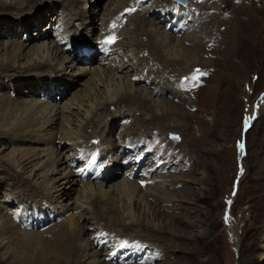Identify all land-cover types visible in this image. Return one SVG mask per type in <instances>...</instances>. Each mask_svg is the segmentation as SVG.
I'll use <instances>...</instances> for the list:
<instances>
[{"label":"rangeland","instance_id":"rangeland-1","mask_svg":"<svg viewBox=\"0 0 264 264\" xmlns=\"http://www.w3.org/2000/svg\"><path fill=\"white\" fill-rule=\"evenodd\" d=\"M137 1L91 0L92 3L88 5L80 3L78 7H71L67 12L71 13V18L73 17V30L75 29L76 32L74 35L70 32V36L68 33H64V30L69 31V29L59 22V17L56 19V32L52 35L49 26L54 24L56 15L60 16L58 15L61 13L59 8L64 9V7L54 4L53 13L48 15L49 10H46L48 21L45 20L39 27L33 25L29 32H24L22 28H19L17 34L0 36V42L6 45L8 42L23 41L29 45L30 49L37 44L43 46V42L46 40L57 45L58 42L54 41V36L57 41L63 37L67 41L71 39H74L75 42L84 41L85 45L78 44L76 47L84 46L94 52L91 56H79L75 51L72 55L70 52L76 63L75 65L70 64L72 69L69 68L66 75L61 76L59 72L50 69L49 73L46 71L42 76H39L41 73H38V75L28 77V80L32 84L35 83V88L39 91H47L49 99L41 98V93L40 95L39 93L34 96L29 95L30 90L24 88H22L21 94L17 93V99L20 101L27 99L28 101L36 100L44 105L55 104L57 108H60L59 112L64 114L59 122L61 124L55 127L56 134H52L50 145L47 140L40 145L11 144L5 141L6 145H0V160L3 162L0 164V203H2L0 230L3 228L5 217L13 222L7 214V207L11 210L19 208L22 215H16V219H22L28 214L27 219H31L34 217V212L41 213L39 226L40 229L43 228V230L36 229L37 232L33 228L27 231V228L13 230L15 238L13 236L8 244L5 241L3 243L5 248L0 250L3 264H10L14 260V258H9V255L17 248L16 235L42 236L43 239L40 238L38 241L43 244V241L46 238L51 239V233H54L69 218L74 219V230H77L86 240L82 246L94 243L96 250L101 252L100 257L96 256V258L89 256L88 252V254H83L85 258L82 257L81 264H92L96 261L101 264H264V0H211L209 4L205 1L207 5L204 6L215 9L203 12L197 11L198 0L187 1L186 6L192 13L190 20L196 22L199 15H203V19L200 17L198 23L203 22L202 24L206 27H210L214 35L216 34L214 31L219 30L220 33L216 35L217 39L215 36L213 39H209L212 32L204 29L199 33L202 40L200 50L198 49V53H193V58L188 57L186 48L191 46L190 42L186 41L180 48L177 47V44L171 45V49L168 47L171 50L170 54L168 50L163 51L157 62L149 64L153 65L152 70L161 72L164 71V66H167L164 75L173 71L166 77L175 87L177 86L178 91L182 92L179 94L181 99L186 102L182 106L179 105L182 103L179 98H173L171 95L151 94L154 87H157L158 91H163V84L159 85L160 88L156 85L152 87L146 80L139 83V76L134 78L141 73L134 67H130L132 61L128 62V59L131 55L127 54V50L131 49L130 45H133L137 38L138 40L141 38L140 41L144 44L150 42V38L147 36L138 37L141 31H146L145 28L138 31L137 34H133L136 33L134 31L135 23L140 16L145 17L148 10L152 8L151 10L156 11L157 7L153 6L156 0L155 2L140 0L144 3H140L142 7L137 8ZM120 8H122L121 11H119ZM216 8H221L227 13H222L218 18L216 14H219L220 10H216ZM130 10H136L130 13L132 15H127L130 17V23L127 20L123 27L127 28L124 31L123 28L121 29L111 52H106L108 54L105 53L104 56L101 53L102 48L97 47V43L93 46V40L102 37V33L99 32L104 30L101 29L104 27L103 23H109L113 14L121 18L119 19L120 24L114 30L115 34L119 30L118 28L122 27L123 19L127 17L126 13ZM117 11L119 12L117 13ZM184 12L186 11L184 10ZM150 14L147 15V19L151 17ZM245 15H250L253 18L256 16L255 19L258 18V22L251 24L250 22L255 20L252 17V20L239 22L246 18ZM91 17L94 19L93 22L83 23V19ZM211 17L214 19L213 23ZM239 17V20L235 19L231 22L233 27L225 34L224 30H220L222 21H230ZM61 18L66 23L65 15H62ZM8 19L11 20V18ZM194 21L193 23L196 24ZM211 23L213 25H210ZM194 28L198 31L197 27L190 28V30ZM187 31L181 33L182 35L172 34L175 39L179 38L182 41L189 35V31ZM111 35L110 33L105 36L110 38ZM174 43H177L176 40ZM61 44L59 46L64 47ZM149 47H147L148 50L139 54V59L156 60L153 59V55H149L152 52ZM71 49L73 50V48ZM176 49L178 53H176ZM42 50L45 49L42 48ZM43 51L40 54H43ZM37 55L33 51L30 52L27 57L29 60L23 61L24 64L30 62L31 58L40 61L41 59H38ZM94 55L97 59L91 61L90 58ZM100 55H103V58L100 59ZM82 58L85 59L84 61L90 62L89 65L82 61ZM177 59L180 63L170 65ZM124 63H128L127 69L118 71L116 67ZM86 70L87 72H85ZM84 73L85 75H83ZM60 79H66V83L71 85L70 89ZM47 80L52 82L60 80L61 83L60 86L57 85V88L52 83L47 88H42V83L37 87L39 81L44 83ZM130 82L136 83L135 86L131 88L130 85L129 87ZM126 86L130 91L148 89V92H144L148 93L146 96L151 101L153 112L162 115L161 119L156 123H151L146 110H142V112L139 110L140 106L132 107V109L139 110L137 113L126 112L125 105L111 107L109 111L101 112L93 127L87 130L88 134H94L96 127L103 126L101 115L105 112L113 114L123 108L125 113L118 119L115 118L120 121L115 124L110 123V126L108 125L110 130L103 137L96 134L90 135L89 139L84 137L82 132L87 120L92 119L91 117L96 112L95 107L106 101L108 90L111 92L123 91L126 90ZM66 88L68 93H66ZM64 90H66L65 94L61 95ZM13 94L15 93L13 92ZM76 97L77 99H75ZM167 100L173 102L175 106H179L178 109L170 110L169 107V110L166 111L165 107L167 106L164 105V102ZM92 110L95 112L93 113ZM182 110L189 115L181 114ZM164 114L166 115L164 116ZM107 118L105 121L111 122L112 117ZM136 119L145 121V125L141 127L142 133L138 131V128L143 123L139 124ZM131 128L135 130L133 131ZM130 130L133 131L130 138L136 134L133 140L126 137ZM150 130L153 134L149 133ZM65 131L74 132L79 137L65 138L63 135ZM173 136H176L177 140H174ZM79 138L88 142L82 144ZM138 139L141 140V143L147 142L145 146L135 152L133 159L137 158L136 160L119 155L120 151L123 152L127 148V144L132 145L128 142ZM75 143H80L83 147L78 150L76 149L78 144ZM105 145L109 147L105 148ZM29 147L36 148L35 153L38 156L33 161L36 166L32 167L33 169L30 168L28 172L22 173L18 166L11 165V160H15V157L19 158V151L29 149ZM54 147L59 148L61 158L72 163L70 167L73 168L75 174L77 168L83 164L78 160L81 153L85 156L95 148H99L98 150H102L101 152L105 155L94 157L96 161L94 167H97L100 172L108 170L109 173H112L111 176H108L109 179L107 178L109 181L106 179L92 182L78 180L69 198L57 192L47 194L45 190L49 191V188H54V184L60 180V175L57 174L54 177L50 176V182H44L47 169L43 168L45 164L43 161L49 160L47 157L51 156ZM142 154L150 156L149 165L140 167L142 173L138 179H146L144 187L130 176L128 180L121 172L122 170L133 172L132 169L136 167H133L134 163L140 164L139 162L142 160L138 157ZM76 158L77 162L74 164ZM64 169L65 166L62 170ZM173 169H175L174 172H171ZM113 172L117 174L115 177ZM15 176H20V181L15 179ZM103 176L104 174L101 175V177ZM149 178H156L158 182L163 183L157 185L154 183L155 180ZM61 181L60 186L65 187L66 185L67 187V181ZM126 181L134 182L140 186L145 195L155 196L154 198H157L159 202H167L164 207L161 203L150 199V203L154 207L159 206L163 210L161 211V218L165 221L163 224L167 222L165 224L167 233H161L163 237L165 236L164 240L155 238L157 234L142 228L145 226H134L135 231L131 230L125 233L124 230L128 226L121 224L125 222V215L129 213L123 208H119V214H113L111 222L104 220L100 214L93 215L92 208L83 204L85 203L83 191L88 188V184L91 183L93 190L99 192L102 185L105 186L106 190L104 189V191H108L112 188L111 186H120ZM161 190L164 191V194H161ZM20 195L21 197H19ZM50 200L56 204L49 203ZM26 205H31V209L27 208L26 211H23V207ZM147 207L145 203L139 204L137 213H140L141 216L149 215ZM59 210L60 212L57 213ZM56 213L62 218H59ZM152 213L148 216L149 218H152ZM117 220L121 223H118ZM157 221H152L156 228L159 226ZM51 226L54 227L51 228ZM40 231L44 232L39 233ZM122 233L127 235L119 238ZM174 236H176L177 242L183 244H171V238ZM115 237L118 240H115ZM182 238H187L188 241L183 242ZM88 240L90 241L87 242ZM1 242L2 240H0ZM122 242L131 243V245L125 249L115 250L116 246ZM176 244L181 247L177 251H172L171 247L176 248ZM39 247L41 248V245ZM114 250L115 252H113ZM90 252L94 253L95 251L91 250ZM23 253H17L16 257L22 260L25 256Z\"/></svg>","mask_w":264,"mask_h":264},{"label":"bare ground","instance_id":"bare-ground-1","mask_svg":"<svg viewBox=\"0 0 264 264\" xmlns=\"http://www.w3.org/2000/svg\"><path fill=\"white\" fill-rule=\"evenodd\" d=\"M174 1L177 2L176 0H174ZM205 1H207V4H209V2L211 0H198V8H197L198 12L208 11L210 9H215L214 7L208 8L207 6H204V5H207V4H205ZM80 3H84V4L88 5L89 3H92V2H91V0H0V36L17 34L19 32V31H17L19 28H22L24 30V32H29L30 28L33 27V25L39 27V25L41 23H43L45 20L48 21L47 16L49 14H51V12L53 13V11H54L53 5L54 4L55 5L58 4L61 7H64V9L59 8V11L61 13L58 15H60V16L56 15L55 22H54V24H52V26H55L57 24L56 19H57V17H59V22H62V25H64V27L69 29V31L64 30V33H68V36H70L71 34L74 35L76 30L75 29L73 30V17L71 18V13H68V12L71 9V7H78ZM174 4L178 5L176 3L171 2L170 0H163V1L162 0H156V2L153 4V6L154 5H155L154 7L157 6L156 8L160 9V11L164 12V14L158 15L156 13V11L151 10L152 9L151 8L147 12V15H149V13H151L150 14L151 17L149 19L146 18V17H148L146 15L145 17L140 16L137 19V23H135V20L133 21L135 23L134 31L136 32L133 34H137L138 31H141L143 28H145L146 31L145 32L141 31L140 32L141 34L138 35V37L139 36H147L148 38H150V42H149L150 44L149 43L144 44L143 42L140 41L141 38L139 37L140 38L139 40L137 38L135 43L133 45H130L131 49L128 48L129 50H127L128 51L127 54L131 55V57L128 56L129 57L128 62L132 61V64H130L131 65L130 67H134L135 69H137L141 73L140 75L134 76V78H137L139 76L138 77L139 81H140L139 83L146 80L147 83H149V85H152V87H154L155 85L156 86H159V85L162 86V84H163V86H164L163 91H158L157 87L156 88L154 87L153 88L154 90L151 91L152 92L151 94H153V95L156 94L159 96L160 95L161 96L162 95H166V96L171 95L173 98H176V99L179 98L180 101L182 102L181 104L179 103V105L182 106L183 103H186L185 100L181 99V96L179 94L180 91H178L177 86L175 87L174 84L169 79L167 80L168 77H166L167 74L170 75V73H172L173 71H169L166 75H164V72L167 69V66H164L165 67V68L163 67L164 71L161 72L158 70L154 71V69L152 70V67H153L152 64L157 62V60L159 59V57H160L161 53H163V51L165 52L166 50H168V53L170 54V51H171L170 46L171 45L173 46V45L177 44V47L180 48L181 46H183L184 42H186V41H187V43L190 42L191 47L190 48L184 47V48H186V51L189 54L188 57L193 58L192 57L193 53H198V49L200 50V46L202 44V40H201V37L199 36V33L204 29L209 30L211 32H212V30L210 27H206V25L202 24L203 22L198 23V20L200 17L203 19V15L200 14L198 17V20L196 19V22L193 20L197 25L194 24L193 21H191V20L185 21L186 25L189 27L187 29L188 31L190 30V28H193V27H197L198 31L195 28L193 30H190L191 32L189 31V35L186 38H184L182 41L179 40V38L175 39L174 34H172V32L168 33L165 29L166 24L168 22H170V20L165 22V20L161 19V18L165 19L166 17L169 16L171 11L168 8L176 7ZM161 5H165V6L162 7ZM81 6H82V4H81ZM190 7H192V6H190ZM122 8H120L119 11H121ZM179 9L182 10L183 8L179 7ZM185 9H183V10H185ZM46 10H49L47 12L48 15L46 14ZM216 10H220V13L216 14V16L218 18H220L222 13H224V14L227 13V11H225L221 8L220 9L216 8ZM59 11H57V12H59ZM119 11H117V13ZM62 15H65V17L67 18L66 23L63 22L62 18L60 19V17ZM130 15H132V14H129V16ZM191 15H192V13H191ZM113 17H114V14H113ZM251 17H250V15H247L246 18H243L241 20H239L240 19V17H239V18H234L233 20H230V21L228 20L229 22L228 21H222L221 22L222 24L220 26V30H224L225 31L224 34H225L228 30L232 29L233 25H231V22L235 21V19H238L240 22L243 20L255 19L256 16H254V18L252 17V19H251ZM8 18H11V20ZM172 18L173 17H171V19ZM257 19H255L254 21H252L250 23L251 24L257 23L258 22ZM23 20H26V21H23ZM83 20H84L83 23L86 24L88 22H93L94 19L91 17V18L83 19ZM213 20L214 19L212 18V23H213ZM128 21L130 23L131 20L128 19ZM111 23L112 24L103 23L104 27L101 29L106 30L107 27H111V26L114 27L113 29L108 28V31L106 32V34L111 33L112 34L111 37H113L114 30L120 24V20L115 18L113 21H111ZM212 23L210 25H213ZM249 26H251V25L249 24ZM45 28H46V26H45ZM126 28H123V31ZM15 30H16V32H15ZM104 30H100L99 33H102V31H104ZM51 32L53 35L54 32L52 30H51ZM70 32H72V33L70 34ZM214 32L216 34L214 35L212 32L209 39L210 38L213 39L214 36L216 38L217 33H220L219 30L214 31ZM159 34H161V35H159ZM121 36H123V35H121ZM55 37L56 36H54V41L56 43L58 42L57 45H55L54 42L49 43V41L46 40L43 42V46L39 43L40 45L37 44V45L33 46L31 49L29 48V45H27L23 41H16V42H10V43L8 42L7 45L4 44L3 42H0V145L1 146L6 145L5 142H7V143L9 142L11 144L12 143H19V144L20 143H22V144H24V143L29 144L30 143V144L40 145L43 142H45L46 140L48 141V144L50 145L51 140L53 138L52 134H54V133L56 134V132H54L56 130L55 127L59 124L60 120L62 119L61 117L64 114V113L61 114L59 112L60 108H57V106L55 104L52 106L51 105H44L43 103H38L36 100H35L36 101L35 102V101H28L27 99L22 100V101L17 99V95L22 93L21 92L22 88L29 89L30 90L29 95H32V96H34L37 93H39V95H40V93H45V94L49 95L46 90L39 91L37 88H35L36 87L34 85L35 83L32 84L31 81L28 80V77H30L32 75H36V74L38 75V73H41V74H39V76H42L43 73H46V71H48V73H49L50 69L53 71L59 72V74L61 76L66 75V71L69 68L72 69L71 65H75L76 60H75V58L71 57V53H70V52H72V55H74L75 47L73 48V50L71 48L68 49V52L66 53L67 50H65L64 47L59 46V44L61 42H64L66 40V38L62 37L59 41H57V38H55ZM72 40L75 41L74 39H72ZM175 40L177 43H174ZM62 46H65V45H62ZM147 47H149L152 51L149 53V55H153V59L155 58L156 60H151L150 58L139 59V54L145 52V50H148ZM168 47H170V49ZM28 48H29V51H27ZM42 48L45 49L44 50V51H46L45 53L42 50ZM32 51L34 53L38 54L37 58L41 59V60L35 61L33 58H31L30 62H27L24 64L23 61H26L28 59L27 57H28V55H30V52H32ZM42 51H43V54H40V52H42ZM176 53H178L177 49H176ZM40 56H41V58H40ZM95 58L96 57L94 55L93 57L90 58V60L91 61L93 59L95 60ZM84 60L85 59L82 58V61H84ZM133 60H136V62H133ZM150 62H152L151 65H149ZM178 63H180L179 59L174 60L173 63H170V65H175ZM113 64H114V62H113ZM127 64L128 63H124L122 65L120 64V66H117L116 69L118 71H124L128 67ZM161 64H163V63H161ZM193 66L195 67L196 65H193ZM193 66H192V68H193ZM145 70H147V72H145ZM85 72H87V70ZM103 73L105 74L104 71H103ZM103 73H102V75H103ZM175 73H178V72H175ZM83 75H85V73ZM93 79H95V78H93ZM60 80H62V82L65 83L64 85H67L68 88L70 89L71 85H70V83L69 84L66 83L67 82L66 79H60ZM60 80L59 81L56 80L53 82L51 80H47L44 83L42 81H39V84L37 85V87L42 83V85H41L42 88L43 87L47 88V86H49L52 83V84H55L56 85L55 88H57V85L60 86V83H61ZM135 84H133V82H130L128 86L130 87V85H131V88H132L135 86ZM158 88H160V86ZM35 89H36V91H34ZM127 89L128 88L126 86V90H123V91L116 90L115 92H111L108 90L106 101H104V103H101L102 105L100 104V106L98 105L97 107H95V111H96V112L94 111L95 113L92 110V112L94 113V115L91 117L92 119L87 120L84 128L82 127L83 128L82 133H84V137H87L89 139L90 135L94 136L95 134L98 135L99 137H103V135L107 134V132L110 130V128H109L110 123L115 124L116 122L118 123L120 121L117 119H118V117H121L123 113H125V112H123V108L121 110L114 112L113 114L105 112V114L101 115L102 116L101 121L103 123V126H101V128L96 127L94 134H88L87 130L91 129L93 127L94 123H96L95 120L96 119L98 120L97 117L100 116L101 112L109 111V108H111V107H118L121 105H125L126 109H124V110L126 112H131V113H133V112L137 113V111H139V110H141V112H142V110L143 111L146 110L147 115L150 116L149 121L151 123H156L157 120L161 119L162 115H160V114L157 115L155 112H153V108H152V105L150 103L151 101L149 100L148 96H146L148 93L145 94V92H144V91L148 92L149 91L148 89H145L143 91L142 90L141 91H139V90L138 91H130ZM150 89H152V88H150ZM66 90H67V88H66ZM66 90L62 91L61 95H64ZM190 90H193V89H190ZM13 92L15 94H13ZM66 93H68V90L66 91ZM180 93H182V92H180ZM151 96H149V97H151ZM75 99H77V97ZM164 105L168 107V108L165 107L166 111L169 110V107H170V110L179 107V106H175V104H173V102H169L168 100L166 102H164ZM135 106H140V109L139 110L138 109H136V110L132 109V107H135ZM63 110H65V109H63ZM88 112H89V110H88ZM166 114H164V116ZM181 114H185L186 116L189 115L188 113H185L184 110H182ZM134 116H136V115H134ZM107 117H112L111 122H108L107 120L105 121V119ZM115 118H117V119H115ZM20 119L21 120L23 119V121H21ZM136 120L139 122V124L143 123L138 128V131L141 132V127H143V125H145V121L144 120L141 121L139 119H136ZM112 124H111V127L113 126ZM131 129L133 130V128H131ZM146 129H145V131H146ZM132 130H130V132L127 133L126 137H128V139L133 140V138H135L136 134H135V136L130 138V135H132V133L135 129L133 131ZM153 130H156V129H153ZM64 133H63V135H65L64 137L69 138V139L74 138V136L75 137L78 136V134H75L74 132H73L74 133L73 134L71 131L70 132L65 131ZM149 133L153 134L151 130L149 131ZM83 138H79V139L82 141V144H84V143L86 144V142H88V141L85 142V139H83ZM148 138H151V137H148ZM146 142L147 141H145L144 143H141V140L138 139L137 141H133V144H135L136 147H142V146H145ZM77 144H78V146L76 147V149L83 147L80 143H77ZM109 145H111V144H109ZM106 147L107 146L105 145V148ZM35 149L34 148L32 149L31 147H29V149H24V150H20V151L18 150L20 152L19 153L20 157L19 158L15 157V160H11L12 161L11 165L13 167L18 166V168H20L22 173L28 172V170L32 167L34 168L36 165L33 164V161L38 156V155H36L37 153H35ZM54 149L51 152V156L49 158L47 157V159H49V160H47V162L43 161L45 163L43 165V168L47 169V175L44 178V182H46V181L50 182V176L54 177V175H57V174L60 175V177H59L60 180L54 184V188L51 187V188H49V191L45 190V192H47V194L57 192L60 195H66V198H69L72 195V193L74 191V186L76 185V183L79 179H78L77 175L74 173L73 168L70 167V165L72 163L71 162L68 163V161L65 160V158H63V157L61 158V155L59 153V148L57 149L54 147ZM13 155H14V153H13ZM119 162H120V160H119ZM2 163L3 162H1V160H0V164H2ZM64 166H65V169L62 170V168ZM174 170L175 169H173L171 172H174ZM106 172L107 173L104 175L103 179L107 180L108 176L109 175L111 176L112 173H109L108 170ZM114 173L115 172H113V175H114ZM116 175L117 174L115 173L114 177ZM99 177H101V176H96L97 179H99ZM114 177H112V178H114ZM14 178L20 181L21 177L15 176ZM149 179L155 180L154 183H156L157 185L163 183L160 181L158 182L156 178H149ZM61 180L67 181V183H66L67 187H66V185H65V187L60 186V182H62ZM107 181H109V180H107ZM111 187L112 188H110L109 189L110 191L108 190L109 191L108 192V191H104L105 186L102 185L99 188L101 190L99 192L98 191L95 192L93 190L92 184L91 183L88 184V188H86L83 191L85 201L84 200H82V201H84L85 203H83V202L82 203L85 205H89L92 208L91 212L93 213V215L98 216L100 214L104 217V220H110V221L112 220V217L115 214H117V213L119 214V211H118L119 208H121V209L123 208L124 211L129 213L128 215H125V222L123 224H121L124 226L125 225L128 226L124 230L125 233H128L131 230L135 231L134 226H136V227L145 226L142 228H145L146 230L157 234L155 236V238H159L161 240H164L165 236L163 237L161 233H164V232L167 233L166 225H165V224H167V222L165 224H163L165 222L162 220L163 218H161L162 217L161 211H163V210L161 207H159V206L154 207L150 203V201L153 199L155 202H159V200L157 198H154L155 196H148L147 194L145 195L143 193V191H141L140 186L136 185L134 182L132 183V182L126 181V182H123L122 185H120V186H115V187L111 186ZM155 190H157V189H155ZM163 192L164 191H162L161 194H164ZM19 197H21V195ZM11 202L13 203V201H11ZM49 203H52L53 205L56 204L52 200H50ZM142 203H145L148 206L147 209L149 208V211H148L149 215H147V216H141L140 213H137V206L139 204H142ZM159 203H161L165 207L167 202L162 201ZM1 206H2V203H0V213H1ZM27 208L31 209V205L24 206L23 211H26ZM18 209L19 208H16L15 210H11V208L7 207V210H8L7 214L11 217L13 222L6 217H5L6 219L4 218V224L2 226L3 228H2V230H0V240H2V242L0 243V250L5 248V244L3 245V243L5 241H7V244H8L11 241V238H13V236L15 235V233L12 232L13 230H16L17 228H20V229L27 228V226L25 225L24 219H27L29 214L25 215V216L23 214L24 217L22 219H16L15 218L16 215H18V216L22 215V212ZM58 212H60V210L57 211V213ZM151 212H153L152 218H149L148 216H150ZM2 213H3V211H2ZM36 214L37 213L34 212V216ZM107 214H109V215H107ZM100 218H101V216H100ZM100 218L98 219V221L100 220ZM117 218H118V216H117ZM98 221H97V223L100 222V221L99 222ZM117 221H118V223H121L119 220H117ZM152 221H157L159 226L156 228L155 225H153ZM107 222H109V221H107ZM52 227H54V226H51V228ZM73 227H75L74 219L73 218L66 219V222L61 224L58 229L56 228L57 230H55L54 233H51V235H52L51 239L46 238V240L43 241L44 243L42 242L43 244H41L38 241V239H40V238L43 239L42 236L40 237L38 235H32V234L16 235L17 236V238H16L17 248L14 252H12V254L9 255V258H14V260L10 264H16L17 262H18V264H81V261L83 260L82 259L83 254H86L87 252L89 253V256H94L95 258H96V256L100 257L101 252L96 250L94 243H92V244L90 243L89 245L87 244L85 246H82L86 242V240L80 233L77 232V230H74ZM28 230H30V229H28ZM34 231H36V230H34ZM42 232H44V231H40L39 233H42ZM126 235L127 234L122 233L121 236H119V238H121L122 236H126ZM116 237H115V240H118ZM175 237L176 236H174V238H171L170 243L173 245L175 243H181V242H177ZM14 238H15V236H14ZM91 240H93V239H91ZM89 241L90 240H88L87 242H89ZM181 241L184 242V241H188V240H187V238H182ZM181 244H183V243H181ZM40 245H41V248L39 247ZM179 247H181V245H177L176 248L171 247V250L177 251V250H179ZM22 249H24V250H22ZM169 249H170V247L168 248V250ZM91 250H94L95 252L91 253L90 252ZM22 252H24L23 254L25 256L22 260H20L19 258L16 257V254L22 253ZM83 258H85V257H83ZM97 260H98V258H97ZM0 264H3L1 258H0ZM92 264H101V263L99 261H96Z\"/></svg>","mask_w":264,"mask_h":264}]
</instances>
